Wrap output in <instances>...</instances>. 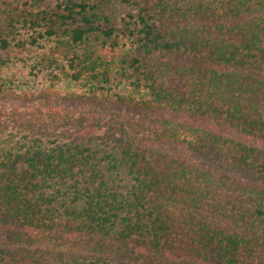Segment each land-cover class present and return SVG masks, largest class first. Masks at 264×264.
<instances>
[{
  "label": "trees",
  "instance_id": "trees-1",
  "mask_svg": "<svg viewBox=\"0 0 264 264\" xmlns=\"http://www.w3.org/2000/svg\"><path fill=\"white\" fill-rule=\"evenodd\" d=\"M2 97L0 264H264V0H0Z\"/></svg>",
  "mask_w": 264,
  "mask_h": 264
},
{
  "label": "rangeland",
  "instance_id": "rangeland-1",
  "mask_svg": "<svg viewBox=\"0 0 264 264\" xmlns=\"http://www.w3.org/2000/svg\"><path fill=\"white\" fill-rule=\"evenodd\" d=\"M55 102H53L52 100L49 101L47 99H38L36 101H24V100H19V99H15V98H8V97H2L0 98V110L3 108H14V107H26V106H42V107H47L51 104H54ZM67 107L71 108V109H77V110H85V111H91V110H103L106 109V106H100V105H96V104H90V103H85V102H80V101H74V100H70L67 101L65 103ZM116 109H119L120 111L123 112H131V113H136L137 115H142V114H146L145 111H139L135 108H127V107H119V106H114ZM219 129L227 134L230 135H234L237 137H241L244 140H247L249 142L258 144V145H262L264 146V142L260 141V140H256L250 137H242L241 135L237 134V132H234L228 128H224V127H219ZM171 147V146H170Z\"/></svg>",
  "mask_w": 264,
  "mask_h": 264
}]
</instances>
